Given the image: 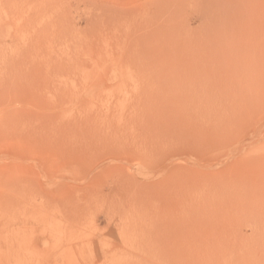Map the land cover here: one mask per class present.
Listing matches in <instances>:
<instances>
[{
  "label": "rangeland",
  "instance_id": "rangeland-1",
  "mask_svg": "<svg viewBox=\"0 0 264 264\" xmlns=\"http://www.w3.org/2000/svg\"><path fill=\"white\" fill-rule=\"evenodd\" d=\"M0 264H264V0H0Z\"/></svg>",
  "mask_w": 264,
  "mask_h": 264
},
{
  "label": "bare ground",
  "instance_id": "bare-ground-1",
  "mask_svg": "<svg viewBox=\"0 0 264 264\" xmlns=\"http://www.w3.org/2000/svg\"><path fill=\"white\" fill-rule=\"evenodd\" d=\"M112 56V55H111ZM118 64V63H117Z\"/></svg>",
  "mask_w": 264,
  "mask_h": 264
}]
</instances>
